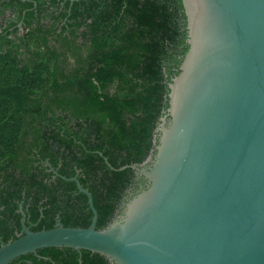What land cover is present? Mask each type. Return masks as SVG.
<instances>
[{"label":"trees","instance_id":"1","mask_svg":"<svg viewBox=\"0 0 264 264\" xmlns=\"http://www.w3.org/2000/svg\"><path fill=\"white\" fill-rule=\"evenodd\" d=\"M186 25L182 0H0V246L19 237L11 218L20 225V207L34 222L51 217L55 203L39 189L46 160L60 182L78 189L68 179L77 177L91 192L97 229L115 218L141 181L130 165L149 156L168 108L164 67L178 73L168 64L177 67L188 49ZM79 194L83 205L64 226L92 222L88 196ZM54 227L44 220L30 228ZM53 251L108 264L104 254L64 246L22 256Z\"/></svg>","mask_w":264,"mask_h":264},{"label":"water","instance_id":"2","mask_svg":"<svg viewBox=\"0 0 264 264\" xmlns=\"http://www.w3.org/2000/svg\"><path fill=\"white\" fill-rule=\"evenodd\" d=\"M182 3L188 49L156 150L130 165L146 186L97 229L91 192L68 178L88 196L91 224L24 226L1 244L0 264L60 246L114 264H264V0Z\"/></svg>","mask_w":264,"mask_h":264},{"label":"flooded vegetation","instance_id":"3","mask_svg":"<svg viewBox=\"0 0 264 264\" xmlns=\"http://www.w3.org/2000/svg\"><path fill=\"white\" fill-rule=\"evenodd\" d=\"M94 37L95 36H90V45L92 46L90 53L94 52V46L96 44ZM174 56L175 55H173V58ZM168 66L171 67V71H176L179 68L180 63L176 67L174 66V60H173L172 63L169 62ZM164 71H165L166 78H168V76H170V79L173 78L174 72L170 75V73H167V70L165 69V67H164ZM95 82L97 81L95 80ZM116 85H118L117 81H115L109 87L110 91H113ZM168 85H169V82H168ZM165 114H166V109H163L162 114L159 117V122L157 123L156 127L153 130V135H152V145L153 146L150 150V154L155 153V150H156L155 147L157 144L156 141L159 135L157 128L160 126L161 121H162L161 118ZM56 115H62V112H57ZM76 121H77L76 119H75V122L73 120L74 123H76ZM151 163L152 161H147L145 162L144 166H149ZM44 166L47 167L45 171L46 173H48V175L42 176L41 180L45 183V185L39 187V189L42 190L44 194L46 195V200H51L55 203V207H53L51 210L52 220H50L51 217L50 218L44 217L42 214L34 222L30 218L31 215L27 213L26 210L24 211L20 207V209L15 210V213L20 212L22 215L20 217L21 218L20 225L18 221L11 218L12 224L16 226V234L19 236L21 235V232L24 226H27L30 228L31 226H36L37 224H39L40 222H43L44 220L46 222L53 223L54 225L58 226L59 224H62L61 219L64 218L66 214H70V213L77 214L79 212L80 206L83 205V201L80 198L79 190L74 187H71L69 184H64L60 182V180L57 179L58 172L56 168L51 166L47 160L44 162ZM136 174H137L136 180L140 179L141 181L140 182L138 181L137 188L134 191L130 192L127 196H125L124 200L127 199L128 201V198L130 196L137 194L139 191H141L146 186L147 180L145 179V177H143L142 179L140 178V175H142V173L137 170ZM125 203L126 202H123L121 204V209L118 210V213L122 212ZM53 254L55 255L54 257L42 256L40 254H37L33 257L22 256L16 259L14 264H49L47 263V261H51L52 262L51 264H92V262L90 261L84 262V259L80 257L62 256V255L57 254L55 251H53ZM107 263L114 264L109 258H107Z\"/></svg>","mask_w":264,"mask_h":264},{"label":"rangeland","instance_id":"4","mask_svg":"<svg viewBox=\"0 0 264 264\" xmlns=\"http://www.w3.org/2000/svg\"><path fill=\"white\" fill-rule=\"evenodd\" d=\"M19 31H20V33H22L24 31V28L23 27H20ZM28 120H29V117L27 116L26 117V121H28ZM25 132H26L25 136L28 137L29 125H27V124L25 126Z\"/></svg>","mask_w":264,"mask_h":264}]
</instances>
